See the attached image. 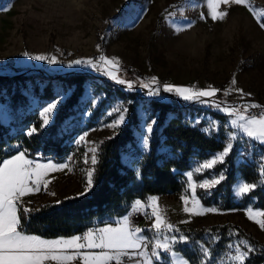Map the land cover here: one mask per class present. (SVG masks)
<instances>
[{
	"label": "rangeland",
	"instance_id": "1",
	"mask_svg": "<svg viewBox=\"0 0 264 264\" xmlns=\"http://www.w3.org/2000/svg\"><path fill=\"white\" fill-rule=\"evenodd\" d=\"M0 9H6L0 10V72L11 74L15 71L24 73L36 71L53 79L56 95L48 101H44L39 95L47 83L46 77L36 76L27 81L23 90L27 96L28 109L37 108L40 111L58 95L62 97L63 102L71 93L72 87L65 86L61 80L55 79V76L65 72L83 71L91 75L85 81V90L75 113L78 115L75 122L86 123L95 107L102 99L108 97L102 87L103 79H111L91 67L69 65L77 59L95 60L101 55L119 58L122 78L136 81L135 88H139L141 82H147L155 76L161 85L194 86L198 89H206L211 85L221 90L242 89L243 93L251 94L241 96L239 92L232 91L231 94L225 95L221 91L217 93L212 104L198 102L207 109L219 111L215 103L238 107L246 103L264 104V28L260 26L264 18V0H247L246 5L221 4L220 10H227L229 14L223 20L216 21L209 15L206 0H0ZM25 52L30 55L24 56ZM35 55L56 56L60 63L36 61L31 58ZM233 78L237 81L235 85L231 84ZM113 96L114 98H107L104 113L101 115L103 121L87 127L76 138L77 140L83 133H88L85 141L80 143L85 146L84 161L85 153L91 155L90 148L98 147L102 138L113 134V130L104 125L115 119L117 114L109 116L108 112L121 103L127 107L120 96L115 94ZM159 97L166 98V94L161 93ZM184 107L186 116L195 122L204 119L206 127L213 131L223 128L227 139L230 132L235 133L236 138L232 144L235 141L239 143L238 159H249L254 152H258L264 161V152L255 147V140L229 123V120L235 117L230 118L219 111L226 115L225 121L222 122L206 111L191 108L187 103ZM138 113L140 120L134 130L136 143L143 150H148L151 135L147 149L141 141L146 134V122L151 118L156 119L157 114L153 112L147 99L138 104ZM0 119L10 123L12 130L15 129L13 125L15 112L9 97L5 101L0 100ZM133 150L130 148L123 152V159L138 168L139 158L135 153H131ZM218 152L220 151H215L206 159L196 160L192 167L184 172L192 171L195 180H198L196 175L201 174L198 181L218 177L222 171L205 170L195 173L200 164ZM69 157L72 158L71 161L68 160ZM29 158L40 163L48 161L60 163L42 156ZM63 163H68L71 170L66 168L50 173L47 177L51 181L48 191L25 197V201H30L26 204L27 207H37L63 194L84 192L86 173L92 167L90 160L84 171L79 166L76 153L67 156ZM241 182L247 181L239 178L233 185L237 197H240L237 195V187ZM187 183L186 177L185 191L148 194L146 201L136 200L148 202L150 197H157L159 208L166 215L168 222L176 227L181 224L203 225L230 220L264 240V230L246 215V209L249 207L254 211H264L253 205L223 210L203 204L196 193L204 208H214L217 211L202 215L184 213L181 196L186 195L189 198L191 196ZM131 209L132 207L127 215ZM110 218L111 221L96 225L105 226L107 223H113L114 226V222L120 219ZM133 219L136 226L146 230V235H153L147 231L152 220L142 214L134 215ZM71 236L73 235L65 237ZM236 245L240 246V243L237 241L233 244ZM172 259L163 258L159 264H170ZM174 259L179 262L186 258L178 251V256ZM73 264L81 262L76 260Z\"/></svg>",
	"mask_w": 264,
	"mask_h": 264
},
{
	"label": "trees",
	"instance_id": "2",
	"mask_svg": "<svg viewBox=\"0 0 264 264\" xmlns=\"http://www.w3.org/2000/svg\"><path fill=\"white\" fill-rule=\"evenodd\" d=\"M90 75L83 71L56 75L55 79L72 87V91L58 105L51 124L38 134L29 136L28 130L32 126L39 128L42 120L37 108L26 107L27 96L23 88L28 80L36 76H46L36 71H15L11 74L0 72V100L5 101L9 97L15 112L14 130L10 123L0 119V161L19 151H26L29 157L42 156L55 161H64L71 153H76L79 166L84 171L87 166L84 161L85 146L75 143L77 136L87 127L103 121L101 115L104 113L107 98H114L113 94L120 96L130 109L128 119L118 134L106 136L98 143L99 164L96 166L95 185L92 190L83 196L77 195L82 192H72L56 201L31 207L39 211L32 212L24 220V230L28 233L44 237L82 233L96 223L111 221L110 217L125 215L136 199L146 201L148 194L185 191L184 171L190 169L196 160L206 159L226 145L227 136L223 128L205 132L204 129H208L205 120L195 122L186 116L184 106L187 103L191 108L206 111L222 122L225 121L224 113L202 107L198 102L188 103L169 93L161 92L166 94V98H160L148 96L147 91L141 87L130 91L108 79H103L102 85L108 97L95 107L86 123L75 122L78 117L75 113L85 90V81ZM46 79L44 90L39 93L44 101L51 100L56 95L53 79ZM145 99L157 114V123L151 134L148 150L137 145L134 131L140 120L138 104ZM254 144L264 152V145L255 141ZM130 148L134 149L131 153L138 155V168L123 159V152ZM238 152L239 143L235 141L226 162L212 169L224 174L225 178L220 184L210 191L197 187L196 193L203 204L223 210L246 208L249 205L264 209V183H261L264 177L260 174L261 166L264 165L263 158L259 157L258 152H254L251 158L242 160L238 159ZM137 170L140 173L139 179ZM200 176L201 174L196 175L198 180ZM239 178L259 186L250 194L237 197L233 185ZM177 228L190 238L187 244H178L176 249L190 264H202V247L210 250V264H230L228 257L234 249L228 246L237 241H247L248 246L255 249L245 264H264V240L236 222L228 220L203 225L181 224ZM239 247L244 249L243 244Z\"/></svg>",
	"mask_w": 264,
	"mask_h": 264
},
{
	"label": "snow or ice",
	"instance_id": "3",
	"mask_svg": "<svg viewBox=\"0 0 264 264\" xmlns=\"http://www.w3.org/2000/svg\"><path fill=\"white\" fill-rule=\"evenodd\" d=\"M209 8V15L213 21L223 20L229 13L227 10H220V5H246L247 0H206ZM6 10V9H0ZM251 10V9H250ZM203 19V15L201 16ZM190 26V25H188ZM260 26L264 28V21ZM29 56L28 52L23 53ZM36 61H46L49 64H58L56 56L35 55L31 57ZM84 65L102 72L114 82L126 86L128 90H134L136 81L122 78V67L119 58H109L101 55L98 59H77L69 66ZM237 83L233 78L232 85ZM140 87L147 91V95L159 97L161 92L169 93L179 97L184 101L212 104L215 102L217 93L223 91L225 95L232 91L239 92L241 96L250 93H243L242 89L221 90L211 85L206 89H198L194 86H177L171 84L161 85L157 77L153 76L147 82H141ZM62 102V97L57 96L54 100L47 103L39 111L42 120L40 127L32 126L28 130V135L38 134L48 127L54 119V113L58 105ZM131 103V102H129ZM219 111L224 112L228 117H235L229 123L238 128L247 137L264 144V106L256 103H246L243 106L222 105L215 103ZM261 109L256 115L250 113V109ZM117 114L116 118L104 127L113 130L114 135L118 134L130 114V109L123 103L112 108L108 115ZM157 123L155 118L146 122L145 135L142 137V144L148 148L149 137L154 131ZM208 132L209 129H204ZM88 133H83L75 141L79 145L85 141ZM113 137H109L111 139ZM236 138L235 133H229L225 147L216 153L212 158L200 164L195 173L205 170H212L218 164L226 162L233 148L232 141ZM91 155L85 153V163H91L86 173L87 180L84 192L78 196L86 195L95 185L94 174L99 164V149L92 147L89 149ZM71 157L68 158L71 161ZM68 168L69 164H57L52 161L40 163L30 159L26 151L18 152L10 158L0 161V264H73L79 260L81 264H159L163 258H173L170 264H190L187 259L177 262L174 258L178 256L177 245L187 244L189 237L181 232L175 225L168 222L166 215L159 208L158 198L150 197L148 202L136 200L132 204L131 212L113 223L105 226L89 228L82 234L71 237H57L48 239L39 235L30 234L24 230V220L29 218L32 212L39 211L26 206L30 201H25V197L47 192L51 182L47 177L54 171ZM261 177H264V165L260 169ZM187 177V189L191 196L182 195L181 200L184 204L183 212L191 215H202L206 212H216L214 208H204L196 196L197 187L210 191L224 180V174L212 177L203 181L194 179V173H185ZM140 178L137 170V179ZM264 183V179L261 180ZM259 185L257 183L241 182L237 187V195L243 196L250 194ZM55 195V193H50ZM60 203V201H57ZM191 203V207H189ZM142 214L147 219L152 220L151 226L147 231L152 232V236L145 234L146 230L136 226L133 216ZM248 219L254 221L264 230V211H254L249 207L246 209ZM186 221H182L184 223ZM244 245L241 249L239 245H229L234 249L228 259L230 264H245L251 252L255 249L248 246L247 241H241ZM203 261L202 264H210L211 253L207 247L201 248Z\"/></svg>",
	"mask_w": 264,
	"mask_h": 264
},
{
	"label": "crops",
	"instance_id": "4",
	"mask_svg": "<svg viewBox=\"0 0 264 264\" xmlns=\"http://www.w3.org/2000/svg\"><path fill=\"white\" fill-rule=\"evenodd\" d=\"M17 153H15L14 155H16ZM14 155H12V156H14ZM11 156H9V157H7V158H10ZM6 158V159H7ZM48 159H51V158H48ZM53 160V159H52ZM55 161V160H54ZM57 162H60L59 164H61V163H63L64 161H57ZM64 195H67V194H63V195H60V196H58L55 200H52V201H56V200H58L60 197H62V196H64ZM46 202H48V201H46ZM42 204V203H41ZM39 206V205H38ZM125 215H127V213L125 214ZM125 215H122V216H115V217H118V218H122V217H124ZM111 220H112V218H110ZM99 227H101V225H99ZM83 233V232H82ZM81 233V234H82ZM30 234H33V233H30ZM80 234V233H79ZM35 235H38V234H35ZM74 235V234H73ZM76 235H78V233H76ZM39 236H41V235H39ZM61 236V235H60ZM60 236H56V237H44V236H41V237H44V238H48V239H54V238H57V237H60ZM70 236V235H69ZM61 237H65V236H61Z\"/></svg>",
	"mask_w": 264,
	"mask_h": 264
},
{
	"label": "built area",
	"instance_id": "5",
	"mask_svg": "<svg viewBox=\"0 0 264 264\" xmlns=\"http://www.w3.org/2000/svg\"><path fill=\"white\" fill-rule=\"evenodd\" d=\"M262 106H264V104H261ZM261 111V109H259V108H257V109H250V113L252 114V115H256L258 112H260ZM139 214H135V216H138ZM95 227H99V225H93V226H91V228H95Z\"/></svg>",
	"mask_w": 264,
	"mask_h": 264
}]
</instances>
